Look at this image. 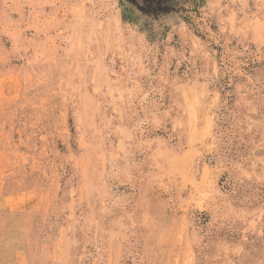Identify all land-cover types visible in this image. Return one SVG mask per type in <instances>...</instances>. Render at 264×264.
<instances>
[{"label": "rangeland", "instance_id": "rangeland-1", "mask_svg": "<svg viewBox=\"0 0 264 264\" xmlns=\"http://www.w3.org/2000/svg\"><path fill=\"white\" fill-rule=\"evenodd\" d=\"M0 264H264V0H0Z\"/></svg>", "mask_w": 264, "mask_h": 264}]
</instances>
